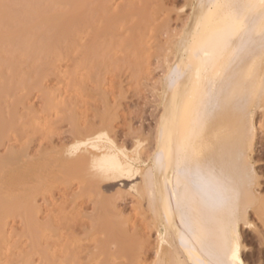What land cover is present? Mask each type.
Masks as SVG:
<instances>
[{
    "label": "bare ground",
    "instance_id": "1",
    "mask_svg": "<svg viewBox=\"0 0 264 264\" xmlns=\"http://www.w3.org/2000/svg\"><path fill=\"white\" fill-rule=\"evenodd\" d=\"M110 1L115 0H0V148L6 142H22L19 140L25 132L21 131L25 121L18 124L22 116L17 118V106L23 105L28 99L25 95H30V90L32 95L35 88L44 100L41 101L44 110L39 111L43 115L39 116L36 109L31 115L25 109L31 115L28 127L32 131L25 130L29 134L37 130L34 135L42 134V138L52 133L46 124L50 116L47 122L38 120L60 108L53 102L55 97L66 99L65 90L62 93L61 87L44 90L39 81L53 76L59 82L65 80L58 63L70 59L78 46L84 47L80 43L93 18ZM181 5L178 30L170 32L167 26L166 40L157 48L162 50L158 54L162 55V75L154 82L155 87L153 83V89L161 111L155 128L156 146L151 153L142 156L138 148L126 153L110 135L111 124L104 120L106 116L100 119L99 128L92 124L82 127L75 113V118L71 119L72 115L70 118L73 140L64 149L38 148L41 157L30 156L21 144L4 153L0 150V264H14L19 255L9 236V222L15 219L22 222L32 254L46 264H53V255L58 257L55 251L58 255L61 252L59 258L63 262L58 263H75L72 252L69 253L70 245H66V239L62 241L61 230L54 225L46 230L39 224L41 210L36 205V194L51 191L53 182L49 174L56 168L60 169L64 182L72 178L79 182L80 177H85L90 183L86 185L84 179L80 188L86 185L89 195L117 184L129 185L136 201L138 198L145 202L149 225L154 226L157 242L152 264H247L242 256V235L244 229L254 228L256 222L249 219L248 213L255 215L264 227V197L256 189L258 176L252 161L258 129L264 134V6L261 0H182ZM106 31L113 33L110 23ZM128 45L138 50L143 42L140 46L132 42ZM32 66L40 74L18 73L23 67ZM31 74L33 78L28 79ZM38 75L42 78L38 79ZM28 82L33 84L26 87ZM24 86L27 94L21 92ZM65 101L59 103L62 108L64 104L76 105V101L73 104ZM94 183L96 192H92ZM101 200L95 205L104 203L98 207L95 224L105 236L102 242L99 240L101 254L106 255L112 245L121 256H127L125 259L129 256L136 260V242L124 232L123 214L117 209L110 210V205L115 206L114 200L109 205L108 200ZM109 211L116 221L108 218ZM119 218L124 224L119 223ZM53 237L65 244L59 243L65 250L55 245L57 240L55 247H43L44 243L52 244Z\"/></svg>",
    "mask_w": 264,
    "mask_h": 264
},
{
    "label": "rangeland",
    "instance_id": "2",
    "mask_svg": "<svg viewBox=\"0 0 264 264\" xmlns=\"http://www.w3.org/2000/svg\"><path fill=\"white\" fill-rule=\"evenodd\" d=\"M181 4H182V0H115L114 2L110 1L109 3H107L105 7L101 9L99 15L93 18L92 26L90 27L89 30H87L86 34H84L83 41L82 43H80L83 44L84 47L80 48L81 45L78 46L79 48L77 47V50L76 49L74 50L70 59L67 60L61 59V62L58 63V66L60 64L59 71L62 70L63 72V73L60 72L61 76L63 75V78L65 76L64 78L65 80L62 79L64 82H62L61 80L60 82L62 83H60L55 79L54 76L49 77L48 79H46L47 77L43 79L42 77H40V75L37 76L39 77L38 79L42 78V81H39V84H42L41 86L43 89L47 87L45 89L48 90V88L51 87L49 88L50 90L51 89L55 90L61 87L60 88L62 90L60 91L61 93L64 92L65 90L64 96L66 97V99H63L64 97L61 98L55 97L56 100L53 102L54 104L56 102L59 104L60 102H63V100L64 101L66 100L65 102L67 103L71 102L72 104L76 101L75 107L74 106L72 107L70 105V107L75 111L74 110L71 111L70 109L68 111L67 108L70 107H67L66 105L69 104L66 105L64 104V107L62 108L63 104L57 105L56 103L55 105L57 107L60 106V108H62L61 109L62 113L60 111V108L59 109L57 108L56 110L52 111V115L48 114L45 115V117L42 116L43 119L38 120V122L40 121V123L41 122L43 123L45 121L47 122L48 120L46 124L48 125L49 129L52 130V133H50L49 135L50 137L48 136V134L46 136H44L43 134L44 136L43 139L41 137L42 136L41 131H39V134H41V136L34 135V133H36L37 130L34 133L31 132L29 134L28 131H26L27 128L29 132L32 130H30L29 128L30 124L28 123L29 121L28 118H30V116L33 114L35 109L37 110V111L35 110V112H38V115L39 114L43 115V113L39 111L44 110V107H42L44 106L42 104L44 100H42L43 98L40 95L41 92L38 91L39 89L35 88V91L32 92V95L30 92L31 90L30 91L28 90L29 91L28 93L30 95H25V97L28 98L27 100H25L26 101L25 103L27 104L29 102L28 105L24 103L25 104L24 108H23L24 104L17 106L18 107L17 118H20L22 116L21 119L18 120V124L20 123L19 121H25L26 123V124L24 123L25 126L22 125L23 124L22 122L20 123V125L23 126V129L21 131L23 132L24 130L25 132H27L26 135L27 134L28 135L27 137L24 136L25 132H23L24 133L23 137L21 136V140H19L20 142L22 141L21 143L19 142L17 143L15 141L6 142L4 146L0 148L1 152L4 153L5 151H7V149H10L11 146H14L16 144L17 145L21 144L22 147L19 145L21 148L26 147L25 149L24 148L23 149L27 150L30 156L36 155L35 157L37 156L41 157L40 153L37 152L40 148L42 149L44 148L45 151H48L53 146L64 149V147L66 148V146H68L73 140V133H71L72 132L71 119L75 118L74 117L75 115L76 117L78 116L77 118L80 119L78 120L82 127L88 124H92L93 126H95L94 128L96 127L99 128V126L101 125L100 119L103 120L102 118L106 116L104 120L107 119L108 120L107 123L111 124L110 125L111 128L109 127L111 131L108 128L110 135L114 138L115 142L119 144L118 145L116 143L118 146H120V148L123 149L125 148L124 150L126 151V153L131 154L134 151V149L137 148L141 152L142 156L147 155V152L148 154L151 153L156 146L155 128H156V122L158 116L161 111L160 109L161 107L159 106L160 104L158 102L159 99L154 94L155 92L153 89L155 87L156 80H158V78H160V76L162 75L161 74L162 55L161 54H160L161 56L158 55L160 52H162V50L159 49L161 50L159 52L157 48L160 45L164 44L166 40L165 30L168 29L167 26H169L168 30H170V32H174L173 30L175 29L178 30L179 28L178 24L180 22L179 16L181 14L180 8L182 6ZM109 23L113 28V33H109L106 31V26ZM177 30L175 32H177ZM130 42L138 46H140L139 44L140 43L142 44L143 42V46L139 47L137 50L136 47H133L132 45L130 46L128 45V43ZM62 51H60L61 52L60 54H63L64 51L63 52ZM37 65L35 66L37 67ZM35 66L30 67V69H27L28 67L23 69L24 68L23 67L22 69L18 70L19 71L18 73H20V71L23 73H27L29 71L28 74L33 73L35 76L36 71L38 73V70L37 68L35 69ZM33 67L35 70L31 72ZM40 68L42 67L39 66V70ZM65 73L68 74L70 78ZM33 74L27 75V77L30 76L31 78ZM38 74H40V71ZM36 81L37 80L35 79V82ZM55 81H57V83ZM31 83L28 82V85L25 86L28 87L31 85ZM153 83H154V87H153ZM22 85H24V83ZM67 85L70 88L66 87ZM75 85L78 86L80 85V86L78 87ZM41 86H38L37 88ZM72 86H73V92L71 91ZM74 86L77 88L75 89ZM26 87L23 88V90H21L22 88L19 90H21V92L26 91L25 94H27V90L24 91ZM65 88L67 89V91ZM33 89L34 86L32 87V90ZM18 95L20 96L21 94ZM77 95L78 98L81 96L80 97L81 101L80 98L79 99L77 98ZM27 96H30V98ZM25 109H29V111H31L30 113L31 115H29L27 113L28 111L26 112ZM57 110L60 111V112L58 111L59 114L57 112H54ZM56 113L58 115H56ZM80 116H82L83 119ZM256 116L258 117V115ZM257 117H255V119L257 122H259L260 120L258 121V119H260V117L258 118ZM22 118L23 119L26 118V120H23ZM77 118L75 120H77ZM54 129L56 130V132ZM262 132L263 131L260 129H258L257 131V137L255 138L256 141H255L254 153L252 155V159H253L252 161L254 162L253 163L254 171L258 176L257 177L258 184L256 189L259 195L264 197V134ZM30 137H33L34 139L31 138L32 140L31 139L27 140V138ZM27 141H29L28 142L29 144L27 143ZM42 149L40 150L42 151ZM34 150L38 154L35 153ZM59 173H60V169L56 168L54 169V171H52L51 174H49L50 177L52 178L51 183L53 182V185H51V191L44 192L39 190L41 194L38 191H36L35 194L37 192L38 193L36 194L37 198L35 201L38 202L36 205H39L41 210L40 211L41 218H39L40 219L39 221H41L39 222L40 226L46 228V230L49 229L51 225L56 226L57 228H59V230H61L63 236L61 238L64 239L62 241L64 242L66 239L65 241L67 243L66 245L67 246L68 244L70 245L71 250L68 247L69 253L71 254L72 252L71 255L73 256L72 258L73 260L72 259L71 260L75 262L73 263L69 261L70 263L72 264H152L153 263L154 261L153 258H155V249H156L155 247L157 242L155 241L156 236H155L154 226L149 225L151 224V222L149 221L150 219L148 220V214L146 211L145 202L144 201H143L144 203L141 202L138 198H137L138 202L136 201L137 196L132 190H129V185L119 186V184H117V186L111 189H103L102 191L100 190L99 194H97L98 193L97 192V193H93L92 195L90 193L89 195L90 190L86 189V185L89 184L90 182H87L88 180L85 177H82V179H80L81 177L79 179L77 178L79 180L78 182L75 176H72L75 179L72 178V181L70 180L71 182L70 181L64 182L61 179L62 174ZM82 180H84L87 183H85L86 185H84V188L81 189L80 187L83 185L80 182ZM84 181H82V183H84ZM64 183L66 185H64ZM96 185L95 183L94 185H92L94 186L92 187V190H94ZM85 190L88 191V194L85 193L86 192ZM95 190L92 192H96ZM116 190L117 191L119 190L120 193H118L119 191L117 192ZM124 191L126 193H124ZM127 191L129 192L130 195L127 193ZM122 192L124 194H122ZM44 193L46 194L47 197L45 196ZM98 195H101V197H98ZM109 196L111 199L108 198ZM101 199H103L104 202L110 199V201L109 200L107 201L108 202L107 205H109V202L112 204V201L114 200L113 204L115 203L114 204L115 208L113 207V205H110L111 206V207L109 206L110 210L111 208L117 209V211H120V213L123 214L122 217L124 218L123 220L126 223L125 224L126 226H122L123 228L126 227L124 232L126 233V235H128L132 240L136 242L137 249L134 252L135 254L134 256H137V259L134 260L136 261V263L133 261L132 257L128 256V258L132 260L133 263L129 259H125L127 258V256L124 255H123L124 257L121 256L122 253L121 252L117 253V248L112 245L108 246L109 252H107L106 255L101 254L102 252L100 251L99 245L105 239V236H103L101 230L102 228H99L100 226L96 228L98 225L97 226L95 225L98 219L97 217L98 207L100 203L102 205L103 202H100L97 206L95 205ZM135 207L136 208L138 207L139 210H137L138 208L135 209ZM108 213H109L108 216L112 215L111 211H109ZM139 213H141V216L139 215ZM143 214L145 215V217ZM58 216L61 217L58 218ZM113 216H109L108 218L111 221H113V219L114 221H116L117 218ZM248 216L249 219L251 218L250 219L251 221L256 220V222H253L255 226L254 228L252 229L249 228L246 230L244 229L242 235V241H243L242 243L244 245L242 256L245 263L247 264H264V227L260 223V221H258L256 217H254L255 215H252L251 212L248 213ZM119 220L120 218L118 219V221ZM18 221L19 220L17 219L12 220V222H9L11 226L8 225L10 233L12 234L9 235L12 239L11 244L13 243L14 245L16 244L14 249L18 248L17 254H19L18 257L16 258L17 260H14L13 263L14 264H18V263L44 264L45 262L39 256L32 254V251L30 250L31 242L27 239L26 234L23 232V226L20 224L22 222H18ZM124 221H122L121 218V221H119V223L122 222L121 224H124ZM92 222L94 224H92ZM148 225L151 227H149ZM15 232L16 234H14ZM54 238L55 237H53L52 239ZM54 240H52L53 241L52 244H49V242L44 243L45 245L43 247L45 246L47 247L48 245H53L54 243H56V240H57V244L55 245H58L59 243L62 242V241L58 242V239H54ZM63 242L61 243L62 245L64 244ZM55 245L53 246L55 247ZM62 245L59 244V246ZM68 248H66L67 249L66 251H68ZM53 252L54 251L49 253L50 258L52 257ZM73 252H75L76 254H74ZM55 255L58 256L57 257L58 260L53 255V257L55 258V259L54 258L51 259L53 261V264L58 263V261L63 262V259L59 258V255L61 257V252H59L58 255L55 251ZM134 256L133 258H136ZM54 260L56 262H54Z\"/></svg>",
    "mask_w": 264,
    "mask_h": 264
},
{
    "label": "snow or ice",
    "instance_id": "3",
    "mask_svg": "<svg viewBox=\"0 0 264 264\" xmlns=\"http://www.w3.org/2000/svg\"><path fill=\"white\" fill-rule=\"evenodd\" d=\"M261 5L264 6V0H261ZM237 19L239 18L237 17ZM262 35H264V31H262Z\"/></svg>",
    "mask_w": 264,
    "mask_h": 264
}]
</instances>
